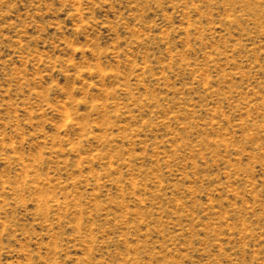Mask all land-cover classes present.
<instances>
[{"label":"rangeland","instance_id":"374dc122","mask_svg":"<svg viewBox=\"0 0 264 264\" xmlns=\"http://www.w3.org/2000/svg\"><path fill=\"white\" fill-rule=\"evenodd\" d=\"M0 264H264V0H0Z\"/></svg>","mask_w":264,"mask_h":264}]
</instances>
